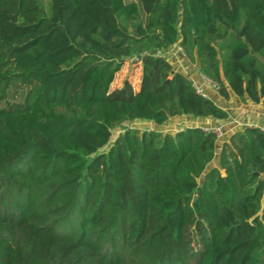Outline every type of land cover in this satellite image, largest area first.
Masks as SVG:
<instances>
[{
	"label": "trees",
	"instance_id": "1",
	"mask_svg": "<svg viewBox=\"0 0 264 264\" xmlns=\"http://www.w3.org/2000/svg\"><path fill=\"white\" fill-rule=\"evenodd\" d=\"M172 46L264 109V0H0V264H264L262 129L110 142L228 117Z\"/></svg>",
	"mask_w": 264,
	"mask_h": 264
},
{
	"label": "rangeland",
	"instance_id": "2",
	"mask_svg": "<svg viewBox=\"0 0 264 264\" xmlns=\"http://www.w3.org/2000/svg\"><path fill=\"white\" fill-rule=\"evenodd\" d=\"M173 47V46H172ZM162 54L166 57H170L171 64L173 68L177 71H180L181 73L185 75H189L192 70L198 71V66L195 63H191L183 54L181 50L176 51L175 48H170L168 50L162 51ZM200 74V73H198ZM140 75H141V65L140 62L134 60V58H131L130 60H125L123 63L121 69L115 74L114 79L110 85V90L113 89H120L123 87L124 82L130 83L133 90H137L139 86L140 81ZM199 76V75H198ZM205 89L209 88L210 93H217V91L213 90V88L210 85H205ZM195 123V119L191 117H186L185 115L176 116L169 118L166 122H164L161 125H155L154 123L150 121H146L143 119H136L133 121H125L122 123V125L115 127L111 130V138L110 142L120 133L124 130L126 127L131 128H139L141 130L148 129V130H158L162 133H174L175 131L184 128L185 126H193L191 124ZM227 134H224L223 136L219 138L220 141L225 138Z\"/></svg>",
	"mask_w": 264,
	"mask_h": 264
},
{
	"label": "crops",
	"instance_id": "3",
	"mask_svg": "<svg viewBox=\"0 0 264 264\" xmlns=\"http://www.w3.org/2000/svg\"><path fill=\"white\" fill-rule=\"evenodd\" d=\"M175 48L176 51L181 50L179 47H171ZM182 51V50H181ZM168 60L171 58L166 57ZM199 69L192 70L189 75H186L193 83L200 84L199 78ZM204 92L206 96L210 97L218 106L227 111L228 117L226 119H214L211 117H203V118H194L195 123L191 124L193 126L203 127H211L215 124H222L224 134L226 133L228 136L237 130H242L244 127L256 126L264 131V109L260 103L246 102L242 103L238 100V98L230 94V98L228 100L223 99L218 93H210L209 88L205 89ZM187 118L190 116H186ZM224 140V138H223ZM264 178V173L262 174ZM264 201V194H263Z\"/></svg>",
	"mask_w": 264,
	"mask_h": 264
},
{
	"label": "built area",
	"instance_id": "4",
	"mask_svg": "<svg viewBox=\"0 0 264 264\" xmlns=\"http://www.w3.org/2000/svg\"><path fill=\"white\" fill-rule=\"evenodd\" d=\"M132 58H134V60L140 62L138 60L137 56H133ZM199 78H200V84L193 83L194 87L198 93L206 96L204 89H203V87L205 85H210L213 88V90H215V91L218 90V85L215 82H213L211 79L205 77L201 73L199 74ZM203 130L204 131H212L217 136V138H221L223 136V131H224L222 124H215V125H212L211 127H203Z\"/></svg>",
	"mask_w": 264,
	"mask_h": 264
},
{
	"label": "water",
	"instance_id": "5",
	"mask_svg": "<svg viewBox=\"0 0 264 264\" xmlns=\"http://www.w3.org/2000/svg\"><path fill=\"white\" fill-rule=\"evenodd\" d=\"M238 34H239V35H241V34H242V32H241V31H239V32H238Z\"/></svg>",
	"mask_w": 264,
	"mask_h": 264
}]
</instances>
